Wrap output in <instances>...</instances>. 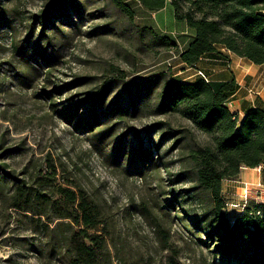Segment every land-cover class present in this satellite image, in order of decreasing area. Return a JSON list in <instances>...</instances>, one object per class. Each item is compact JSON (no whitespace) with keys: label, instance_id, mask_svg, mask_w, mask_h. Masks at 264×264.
Returning a JSON list of instances; mask_svg holds the SVG:
<instances>
[{"label":"trees","instance_id":"trees-1","mask_svg":"<svg viewBox=\"0 0 264 264\" xmlns=\"http://www.w3.org/2000/svg\"><path fill=\"white\" fill-rule=\"evenodd\" d=\"M5 1L9 0H0V29H11L2 6ZM82 1L46 0L39 12L28 16L22 38L13 42L14 53L24 62L30 48L38 65H51L53 35L62 31L63 22L72 24L70 13L82 15L83 4L91 0ZM105 1L127 23L133 21L134 11L124 0ZM130 1L148 13L171 8L173 19L185 25L191 38L182 48L170 38H158V43L175 51L180 65L194 70L195 78L161 80L154 76L126 83L118 93L109 82L70 95L85 84V78L77 77L56 86L54 96L45 92L50 107L76 131L90 133L94 151L108 164L138 176L153 168L159 186L162 178L156 167H174L166 157L173 150L179 151V170L167 173L170 188L160 209L176 208L174 216L196 242L208 247L214 261L264 264V203L249 200L242 211L228 219L222 194V182L236 180L242 168L264 170V106L241 104V116V110L232 111L228 106L237 93L234 78L217 82L196 75L200 70L197 63L206 57L226 64L231 54L252 65H264V0ZM58 96L63 99L55 102ZM174 114L189 124V130L175 129L166 121L151 124L142 135L130 126L121 127L128 119ZM152 133L157 135L156 142L150 138ZM193 133L208 141L189 147L185 139ZM166 141L169 146L161 153ZM45 163L46 170L29 172L24 167L20 178L0 164V204L24 213L36 231L49 240L46 251L58 250L65 264H110V232L99 204L80 186L54 183L55 168ZM6 185H11L10 192L5 191ZM146 212L145 207L141 213Z\"/></svg>","mask_w":264,"mask_h":264},{"label":"rangeland","instance_id":"rangeland-1","mask_svg":"<svg viewBox=\"0 0 264 264\" xmlns=\"http://www.w3.org/2000/svg\"><path fill=\"white\" fill-rule=\"evenodd\" d=\"M45 2L9 0L2 5L12 28L0 29V164L7 165L5 171L20 178L24 167L29 172L35 168L46 170L48 161L56 171L54 183L74 184L91 194L109 227L110 264H221L218 259L213 260L208 247L196 242L184 229L174 216L176 208L160 209L170 188L167 173L179 170V151L173 150L166 157L167 162H174V167L167 170L160 164L156 167L161 172V186L153 168L144 171L142 176L129 175L94 151L90 133L76 131L62 121L45 95L50 91L54 96L56 86L77 77L85 78V84L70 95L82 94L109 82L118 93L126 83L154 76L161 80L187 78L192 72L180 65L175 51L160 46L158 38H170L182 48L190 40L191 32L173 19L169 6L148 13L130 0H124L135 16L127 23L110 5H105V0H91L89 4L84 2L80 17L70 13L72 24L63 22L62 31L53 35L51 65H38V60L32 59L30 48L23 62L14 53L13 42L22 38L28 16L39 12ZM221 67L237 85V93L230 100L232 111L240 110L241 104L264 100V65L255 66L233 56L226 64L221 63ZM62 99L58 96L55 102ZM162 121L175 129L189 130V124L175 114L128 119L121 127L130 126L142 135L151 124ZM150 138L153 142L158 139L154 133ZM185 140L189 147L208 141L197 133L187 135ZM167 146L166 141L161 153ZM161 187L165 193H161ZM10 190L11 185H6L5 191ZM145 207L147 212L143 214ZM225 212L231 219L237 211L230 208ZM22 214L0 204V264H65L58 250L46 251L49 240Z\"/></svg>","mask_w":264,"mask_h":264},{"label":"crops","instance_id":"crops-1","mask_svg":"<svg viewBox=\"0 0 264 264\" xmlns=\"http://www.w3.org/2000/svg\"><path fill=\"white\" fill-rule=\"evenodd\" d=\"M229 57H233V55L229 54ZM229 67V66H227ZM197 68L200 70H203L209 77L210 81H229L231 74L229 73L226 75L225 69L221 67V61L218 59H215L213 57H206L203 58L200 62L197 63ZM221 68V69H220ZM185 70H189L186 69ZM192 72L191 75H189L187 78H184L185 81H191L190 78L195 77L194 70H189ZM183 79V78H182ZM262 99V98H261ZM264 103V100H261ZM260 102L259 100L249 104L250 106H264V104ZM237 104V103H236ZM241 110V109H240ZM239 110V111H240ZM243 111L241 110L239 114L242 116ZM242 182H249L253 185H256L257 182L262 184V187L257 188L253 186L251 188V200H255L256 202L264 203V170L259 168L254 169H248V168H242L238 178L236 180H225L222 182V194L224 195L226 201L228 202H236L239 200V194L241 192V183ZM240 212V211H239ZM238 211L233 213L235 214L239 213Z\"/></svg>","mask_w":264,"mask_h":264},{"label":"built area","instance_id":"built-area-1","mask_svg":"<svg viewBox=\"0 0 264 264\" xmlns=\"http://www.w3.org/2000/svg\"><path fill=\"white\" fill-rule=\"evenodd\" d=\"M196 75L200 76L205 81L209 80L201 70H196ZM231 105H232V102L229 101L228 106L231 107ZM253 186L260 188L262 187V184L257 182L256 185H253L249 182H242L241 192L239 194V200L236 202L226 201V204H225L226 209L232 208V209H235L236 211H242L245 205L248 203V201L251 200V188Z\"/></svg>","mask_w":264,"mask_h":264}]
</instances>
